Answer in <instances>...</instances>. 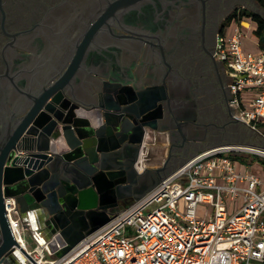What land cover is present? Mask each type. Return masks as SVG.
Returning a JSON list of instances; mask_svg holds the SVG:
<instances>
[{
	"label": "flooded vegetation",
	"instance_id": "flooded-vegetation-1",
	"mask_svg": "<svg viewBox=\"0 0 264 264\" xmlns=\"http://www.w3.org/2000/svg\"><path fill=\"white\" fill-rule=\"evenodd\" d=\"M247 5L259 7L255 0H0V89L12 99L60 77L63 89H164L162 120L131 125L142 144L129 149L112 181L115 194L129 195L119 212L150 184L142 178L117 188L129 172L145 170L144 150L158 138L152 128L173 129L156 177L202 151L246 143L250 133L231 119L229 78L215 51L229 18Z\"/></svg>",
	"mask_w": 264,
	"mask_h": 264
},
{
	"label": "water",
	"instance_id": "water-1",
	"mask_svg": "<svg viewBox=\"0 0 264 264\" xmlns=\"http://www.w3.org/2000/svg\"><path fill=\"white\" fill-rule=\"evenodd\" d=\"M63 79L47 89L18 90L12 99L10 89H0V264L22 261L13 249L19 245L6 218V199L14 200L24 234L35 239L32 230L43 228L48 237L38 244L62 258L129 197L111 188L129 149L142 144V138L132 139L134 119L164 117L156 114L164 89H63ZM152 129L164 139L173 130ZM162 170L131 171L117 188L130 190L146 179L149 186L134 198L139 201L170 174L156 177Z\"/></svg>",
	"mask_w": 264,
	"mask_h": 264
},
{
	"label": "built area",
	"instance_id": "built-area-1",
	"mask_svg": "<svg viewBox=\"0 0 264 264\" xmlns=\"http://www.w3.org/2000/svg\"><path fill=\"white\" fill-rule=\"evenodd\" d=\"M249 25L256 28L230 23L215 56L229 78L231 119L264 139V51H245ZM242 156L264 161V147L246 142L196 154L62 258L48 244L28 248L15 202L6 199L14 252L20 264H264V180L240 164Z\"/></svg>",
	"mask_w": 264,
	"mask_h": 264
},
{
	"label": "rangeland",
	"instance_id": "rangeland-1",
	"mask_svg": "<svg viewBox=\"0 0 264 264\" xmlns=\"http://www.w3.org/2000/svg\"><path fill=\"white\" fill-rule=\"evenodd\" d=\"M245 9L261 15L264 19V11L261 10L259 7L252 8L251 6L247 5L245 6ZM249 26L250 29L249 31L246 30L247 32L245 33V36L243 38V46L246 48V50L254 52L256 49L255 40H254V36L250 33V30L254 28V25H249ZM246 142L253 145L256 144V146L259 145L261 147H264V139L260 136H254L251 133L247 136ZM150 143L152 144V142L148 141V146L144 150V155L142 158L144 160L143 164L145 169H151L160 166V164L164 160V156L166 154V149H167L166 145H164L165 139L162 137L158 136L157 141L155 142V146L149 145ZM237 159L239 160L242 166H245L250 172L255 173L264 180V166L260 162L254 160L253 157H248V156L238 157ZM257 160L263 161V159L259 157L257 158ZM179 211L181 213L184 211L182 203L179 206ZM211 212H212L211 208L207 207L204 214V218L206 220L210 218ZM24 240L28 248H33V240L30 234L25 233ZM46 256L48 259L53 258V256H51L48 252Z\"/></svg>",
	"mask_w": 264,
	"mask_h": 264
},
{
	"label": "trees",
	"instance_id": "trees-1",
	"mask_svg": "<svg viewBox=\"0 0 264 264\" xmlns=\"http://www.w3.org/2000/svg\"><path fill=\"white\" fill-rule=\"evenodd\" d=\"M255 2L258 4L259 8L264 11V0H255ZM250 20L253 23H255L256 28L253 31V35L258 40V45L260 50L264 51V19L261 15L251 12L246 9H242L241 11L233 14L229 20L228 24L232 22L240 23L242 21ZM227 24V25H228ZM264 135V132H263ZM254 160L260 162L264 166V161H259L257 158H254Z\"/></svg>",
	"mask_w": 264,
	"mask_h": 264
},
{
	"label": "crops",
	"instance_id": "crops-1",
	"mask_svg": "<svg viewBox=\"0 0 264 264\" xmlns=\"http://www.w3.org/2000/svg\"><path fill=\"white\" fill-rule=\"evenodd\" d=\"M253 35V34H252ZM254 36V35H253ZM254 40H255V46H256V49H255V51L254 52H252V51H248V50H246V48L244 47V49H245V51H247V52H252V53H258V52H260L261 50H260V48H259V45H258V40H257V38L254 36ZM157 140H152V141H150V142H152V144L150 143L149 145H151V146H155V142H156ZM164 145H166V147L168 148V142H167V140H165V143H164ZM149 148H152V147H149ZM166 152H167V149H166ZM166 155V154H165ZM165 157V156H164ZM151 169H154V168H151ZM17 218V217H16ZM18 219V218H17ZM32 233L34 234V237H35V239H32L33 240V248L36 246V245H38V243H43L46 239H47V237H48V235L46 234V232H45V230L43 229V228H37V226H36V229H34V230H32ZM20 264V263H19Z\"/></svg>",
	"mask_w": 264,
	"mask_h": 264
}]
</instances>
